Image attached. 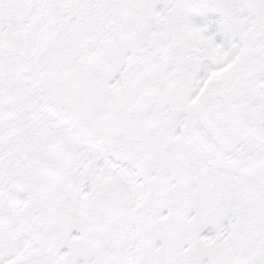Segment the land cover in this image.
Instances as JSON below:
<instances>
[{"label":"snow or ice","instance_id":"6c2138e0","mask_svg":"<svg viewBox=\"0 0 264 264\" xmlns=\"http://www.w3.org/2000/svg\"><path fill=\"white\" fill-rule=\"evenodd\" d=\"M0 264H264V0H0Z\"/></svg>","mask_w":264,"mask_h":264}]
</instances>
